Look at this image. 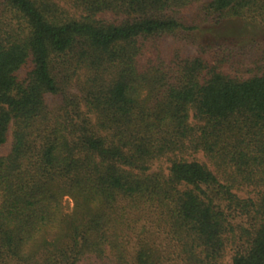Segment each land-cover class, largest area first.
Returning a JSON list of instances; mask_svg holds the SVG:
<instances>
[{
    "label": "trees",
    "instance_id": "1",
    "mask_svg": "<svg viewBox=\"0 0 264 264\" xmlns=\"http://www.w3.org/2000/svg\"><path fill=\"white\" fill-rule=\"evenodd\" d=\"M59 1L78 16L0 0V264H162L159 234L218 264L234 214L252 227L231 264H264V69L235 78L156 41L208 18L264 28V0ZM69 72L78 92L50 106Z\"/></svg>",
    "mask_w": 264,
    "mask_h": 264
},
{
    "label": "rangeland",
    "instance_id": "2",
    "mask_svg": "<svg viewBox=\"0 0 264 264\" xmlns=\"http://www.w3.org/2000/svg\"><path fill=\"white\" fill-rule=\"evenodd\" d=\"M58 5L67 12L71 17L78 16L69 5L54 0ZM195 14V9L188 12V16L192 17ZM199 19V18H197ZM196 19V20H197ZM198 21V20H197ZM161 46V51L166 57L168 54L172 55L174 51L178 50L182 55H202L210 62L216 60L224 72L232 77L245 79L259 73L264 69V28L253 26L243 20H216L215 18H208L199 23L196 29L180 32L171 36L159 37L157 40ZM31 62H28L18 72V78L24 80L27 78L31 70ZM59 74L61 81L66 80V70L64 65H58L56 71ZM79 76H82L79 73ZM81 78V77H80ZM79 78V79H80ZM76 74L68 73V82L63 91L58 95L50 98V106H57L64 95L77 93ZM195 124H201L197 120H192ZM11 146V129L8 132L7 142L0 148V156L8 153ZM188 159H196L205 163L211 170V165L208 158L202 152H194L187 156ZM159 163L153 165V169L157 168ZM166 164H164V167ZM251 190V188H248ZM243 196V193H240ZM73 200L66 196L63 199V206L65 213H70L73 208ZM233 228V235H229L227 240L223 258L218 264H231V257L234 250L241 246H245L244 239L239 237L241 228H251V221L246 218L234 214L229 218ZM154 241V248H159L161 254L165 256L162 264H183L177 254L174 242H170L164 234ZM157 236V235H156ZM228 236V235H227ZM136 247L135 241L130 242V250ZM81 264H111L110 257L98 259L94 256L84 260Z\"/></svg>",
    "mask_w": 264,
    "mask_h": 264
}]
</instances>
